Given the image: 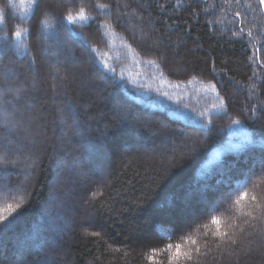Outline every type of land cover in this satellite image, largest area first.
<instances>
[{
	"label": "trees",
	"instance_id": "obj_1",
	"mask_svg": "<svg viewBox=\"0 0 264 264\" xmlns=\"http://www.w3.org/2000/svg\"><path fill=\"white\" fill-rule=\"evenodd\" d=\"M81 8L87 24L61 21ZM48 54L68 58L64 76L78 60L104 98L61 80V117L70 121L76 106L81 132L69 125L62 144L48 109ZM33 73L47 91L36 109ZM0 89V140L10 150L0 152V264H15L34 237L29 264L62 250L67 264H170L177 245L187 256L171 264H264L259 0H42L38 11L32 0H0ZM45 114L52 125L42 132ZM161 137L183 147L174 155ZM74 166L93 179L77 193L94 223L77 212L69 232L59 221L70 186L58 182ZM45 218L60 230V249Z\"/></svg>",
	"mask_w": 264,
	"mask_h": 264
},
{
	"label": "rangeland",
	"instance_id": "obj_2",
	"mask_svg": "<svg viewBox=\"0 0 264 264\" xmlns=\"http://www.w3.org/2000/svg\"><path fill=\"white\" fill-rule=\"evenodd\" d=\"M47 60H49V64L51 67L50 71H52L53 75H55V77H56V80L53 82L54 84L51 88V93H50L51 95H50V102H49L48 109L49 110L50 109L51 110H55V109L57 110L58 116H57L56 121H58V123H60L62 128L65 130V131L63 130L62 135L59 137V140H62V141H60L62 144V142L65 143L68 141L67 135H68V132L70 129L69 125L72 127L74 132H76L77 134H80L81 132H79V129L76 126L77 125L76 124V117L74 116V113L76 111V106L74 107V106L70 105V109H71L70 112H71V116H72L70 121H68V119H63L61 117V112L59 111L60 101H59L58 97H59V95H62L61 94L62 92L65 91L64 89L60 88L61 80L66 82V84H65L66 86L68 85V83L70 81V84L77 85L81 89V91L86 92V93H93L94 95L99 96L98 98H100V99L103 98L102 97L103 95H102V90L98 86H96L94 84L92 78L90 76H87V74L84 72L82 64L78 60H74L72 62V68H71V70L69 69V71H66V73H68V74H66L65 76L63 75L65 72V69L60 67V65L67 63V60H68L67 57L58 58L54 54H48ZM32 75H33L35 82H36V85L32 86V87L37 88L35 90V96L33 97V100L35 101V105H34L33 109H36L39 106V102L41 101L40 95L42 94V95L46 96L47 91L44 88H42L41 85H39L40 78L38 77V74L33 73ZM70 75L74 79H69ZM100 95H102V96L100 97ZM114 103H113L114 109L120 108V104L118 103V101L115 100ZM83 107L87 108V105L85 104ZM122 117H124L123 118L124 120L127 119L126 116H121V118ZM126 123L128 125V128H130V129L134 128L133 123L131 124L130 122H127V120H126ZM40 125H41V131L44 132L45 128L52 125L51 117L49 115L46 117V114L43 115ZM153 135H157V134L153 133ZM161 138H162L161 143H162V145H164L163 147L170 149L172 151V154H174V155L179 153V149H178L179 147H183L182 143L180 144L178 142H175V140L163 138V137H161ZM190 147H189V149H191ZM94 167H95V170L98 169V166H94ZM85 169H86L85 167L82 168L81 166H74L72 168V170L69 171L70 176L67 179H65L64 182L63 181L58 182L59 188L61 190L63 189L64 185L70 186L69 187L70 188L69 194H65V196H66L65 200H68L70 202L69 209H65V208L61 209V212L64 216V219H61L60 221L58 220L62 224L61 228L66 229V227H67L69 229V232H72L74 227H75V224H76L75 219L77 216V212L79 214H81L82 216H85L86 218H88L89 225H92L94 223V221L92 219H90V206L86 202L83 193L82 192L77 193L78 190L85 189L86 187H88L89 185H91L93 183V179L85 174ZM98 175H99L100 180L104 184L107 183L106 182L107 172L101 171ZM59 178H60V176H59ZM72 192H75V195L72 194ZM76 193H77V195H76ZM68 196H69V198H68ZM56 206H58L57 203L53 204L54 208ZM69 219L70 220L74 219L73 224L70 225V223L67 222ZM42 224H43V226L47 225L50 229H52L51 231L53 232L54 236H52V240H51L50 244L54 247H57L56 249H60L61 246L59 245V243L62 241V238H60L59 236L57 237V234L60 230L54 228V223L52 221H49L47 218H45V220H43ZM56 237H57V239H56ZM35 242H37V238H35V237L30 238L28 240V242L26 243L25 247L20 246V250L24 251L25 256H23L20 259H17L15 264H29L25 257L28 256L29 254L38 255L35 253V250H34ZM4 250H6V248ZM43 254H45V252H43ZM66 257H67V254H66L65 250H62V251H59L57 253L50 254L47 258L44 257V258H46V260L40 262V264H48V263H50V261H54L53 259H55L56 261L59 260L61 262V264H67L66 263Z\"/></svg>",
	"mask_w": 264,
	"mask_h": 264
},
{
	"label": "snow or ice",
	"instance_id": "obj_3",
	"mask_svg": "<svg viewBox=\"0 0 264 264\" xmlns=\"http://www.w3.org/2000/svg\"><path fill=\"white\" fill-rule=\"evenodd\" d=\"M259 2L261 5H264V0H259ZM32 3H33V8L38 11L40 6H41L42 0H32ZM100 7H104V6L101 5ZM45 15H47V13ZM91 19H92V17H89L88 15H86L83 8H81L75 15H73L72 13H69L67 16L61 17V21L62 22L66 21L67 25H73V24L79 22L83 26L84 24H87L88 21H90ZM43 24L45 27H47V21H44ZM15 36L18 40L21 37V32H19V31L15 32ZM86 42L87 41L85 40V43ZM16 92L18 93L19 89H16ZM4 94H5V90L0 89V117H3L4 120L6 121V119H7L6 112L2 107V105L4 103V101H3ZM233 123L239 125L241 123V121L235 120V121H233ZM9 151L10 150H9L8 145L3 143L2 140H0V152L8 153ZM12 212H15V209H12L11 207H9V213L11 214ZM7 219H8V217L0 215V223H4L5 221H7ZM214 223H219V221L214 220ZM5 226H7V225L5 224ZM168 247L170 249L171 245H169ZM176 248H177V251L175 253V257H170V264H171V260L173 258L178 260L181 255L187 256L186 253H181L179 251L180 245H177ZM188 258H190V257H188Z\"/></svg>",
	"mask_w": 264,
	"mask_h": 264
},
{
	"label": "water",
	"instance_id": "obj_4",
	"mask_svg": "<svg viewBox=\"0 0 264 264\" xmlns=\"http://www.w3.org/2000/svg\"><path fill=\"white\" fill-rule=\"evenodd\" d=\"M262 8H263V10H264V5H262Z\"/></svg>",
	"mask_w": 264,
	"mask_h": 264
}]
</instances>
